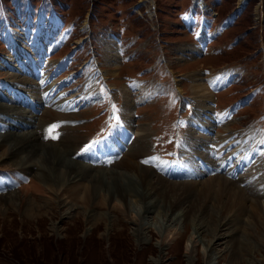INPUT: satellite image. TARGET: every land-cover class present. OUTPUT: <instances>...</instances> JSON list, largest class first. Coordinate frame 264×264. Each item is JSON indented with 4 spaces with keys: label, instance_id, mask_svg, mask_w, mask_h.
I'll return each instance as SVG.
<instances>
[{
    "label": "rangeland",
    "instance_id": "374dc122",
    "mask_svg": "<svg viewBox=\"0 0 264 264\" xmlns=\"http://www.w3.org/2000/svg\"><path fill=\"white\" fill-rule=\"evenodd\" d=\"M19 65H29L31 70L22 67L18 71L14 66ZM39 72L41 80L46 77L59 94L75 102L74 112L69 114L60 106V111L43 105L37 108V115L43 113L41 119L47 122L39 130L42 142L56 143L63 133L71 132L80 139L77 150L82 153L111 131L112 135L120 131L124 142L119 152L116 150V160L110 166L91 165L115 169L122 155L135 146L136 138L147 131V156L136 158L141 165L154 170L148 165L158 167L155 157L167 165L182 152L188 163L200 168L198 177L177 180L154 172L177 183L223 175L264 204L260 176L245 187L240 185L244 175L237 180L246 168L245 174L264 172V0H242L241 4L239 0H0V84L10 88V84H22L16 81L22 77L27 83L21 91L39 99ZM218 80L224 82L219 85ZM32 81L36 93L29 90ZM196 82L204 84L203 96L194 95L192 85ZM84 91L96 96L85 101ZM126 97L131 101L128 113ZM12 99L4 103H15ZM209 107L210 116L226 115L229 122L209 124L208 120L205 127L202 120L206 116L199 114L201 119L195 120L196 110ZM60 118L69 130L64 125L58 128ZM121 120L129 126L130 135L123 132ZM40 122L37 118L35 125ZM49 124L51 138L45 137ZM190 132L191 136L206 137L202 140L209 143L212 154L231 152L230 164L241 159L248 166L231 178L217 168L213 169L219 172H204L196 156L205 146L199 141V147L194 145ZM222 136L225 138L218 140ZM250 139L255 148L247 155L239 147L242 140ZM75 153L71 150L72 159H76ZM149 156L152 159L146 160ZM104 158L102 152L100 159ZM78 160H83L80 155ZM21 172L8 175L1 171L14 181L11 191L28 196L29 201L0 202V264H264V218L258 211L253 214L259 217L254 216L249 205H243L244 212L225 213L233 216L236 228L230 236L222 229L225 237L215 241L216 251L207 256L209 231L195 237L189 222L157 215L160 208L141 218L142 209L134 202L124 214L115 201V207L109 209L111 224L99 217L93 228L87 229L83 215L66 217L65 208L55 201L46 204L51 193L24 189L32 174ZM102 208L100 204L94 207L97 213L103 212ZM136 222L145 228V241L135 234ZM213 224L211 228L216 229ZM192 239L196 242L188 257L186 246ZM231 251L236 256L232 257Z\"/></svg>",
    "mask_w": 264,
    "mask_h": 264
},
{
    "label": "bare ground",
    "instance_id": "6f19581e",
    "mask_svg": "<svg viewBox=\"0 0 264 264\" xmlns=\"http://www.w3.org/2000/svg\"><path fill=\"white\" fill-rule=\"evenodd\" d=\"M239 2L241 4L242 0H239ZM19 66L20 68L17 66H14V68L18 71H21L22 67H25L26 69L31 68L29 65ZM37 75L39 78V80H36L40 90L39 95H37L39 99L35 98L36 96L34 93L31 95L35 97L31 96V98L27 96L26 93L21 91L23 90L22 84H25V82L27 83V81L22 77H18L16 79V81H19L22 84L13 83L10 84V88L7 86L5 87L4 85L6 84L4 83L0 84V90L5 91H0V131L6 129L4 133L0 132V168H2V170L0 169V192H6L0 195V202H3L2 204H8L10 202L14 204L17 201L19 203L21 202L25 204L29 201L28 196H21L15 191H11L9 186H12L14 181L9 176L7 180V176L1 175V171L7 172L8 175H13L15 172H21L20 169L27 168L28 170L26 169L21 173L25 175L31 173L32 179L30 184L24 189H36V192H43L45 190L51 193L52 199L46 200L45 203L50 204L51 202L55 201L59 208H65V214L63 216L66 217H73L74 214H78V216L83 215L89 224L87 229H89L90 226L93 228V226L96 224L95 219L99 217L105 218L107 222L111 224L113 217L111 218L109 212L115 207V201H118L117 204L119 203L122 205L123 208H121L124 214H127L128 212V204L134 202L135 204H139L142 209L143 214H141V218L145 217L147 213L160 208L157 210V215L164 213L165 216L167 214L170 215L169 220H180L182 223L189 222L196 234L195 237H199L204 231H209L211 234V239L206 243L207 251L205 252L207 256H210L216 251V248L214 247L215 241L218 238L225 237V233H221L222 229H227L226 233L228 236H230L233 229L236 228V226L233 225V216L231 218V216L225 215L226 212L228 213L231 210L235 211L236 209L242 211L243 205L246 208H248L247 205H249V208L251 207L250 212L252 214L253 212L256 213L258 211L261 213L259 216L264 218V204H262L258 199L256 200L248 196L246 192H244L239 186L235 185L229 178L224 177L223 175L209 177L203 182L190 180L177 183L175 181H169L154 172V170H156L158 173L167 177L168 175L177 176V180L187 178L194 179L198 177V172L191 170V168L195 170V167L187 162V157L182 152L177 155L179 158L178 160H180L182 165L186 169H189L190 172L184 170L183 168L176 169L175 166H173L172 169L167 168L168 166L163 167L162 162L158 161L157 157H155L157 161L154 160V162L159 163L158 167L154 165L152 166L150 164L148 165L153 167L154 170L138 163L136 161L138 156H147V131L143 133V135L136 138L134 144H132V146L135 145L134 147L127 151L125 150L126 152L124 151L125 153L122 155L123 158L121 161L116 163L115 169H103L101 167L100 169H95L93 166H91L94 165L93 161L88 162L78 160L77 154H81L77 150V147L81 143L80 139H78L76 135H72L71 132L63 133V138L56 143L45 141L42 142L43 139L41 138L44 136L40 134L39 130L42 129L43 126L47 124V122H44L41 119L42 115H44L43 113L40 114V116L37 115L39 109H35V111L33 109L34 105L35 107L37 106V108L43 105L44 109L54 107L58 110L60 106L62 107V109H60L62 112L69 114L74 112L75 102L73 98L68 99L63 96V94H59V92L55 89H58V87H54L53 83H50L46 77L41 80V72H39ZM220 82L223 83L224 81L218 80L216 83L220 85ZM1 86L4 88L2 89ZM192 86L194 95L203 96V94H201V91L204 89V84L202 82H196ZM29 90L33 92L38 90L35 81L30 83ZM24 95L27 99L24 97ZM95 96L96 93L93 95H88L87 91H84L82 99L84 98L86 101L88 98H93ZM204 97H207V95ZM10 99H12L13 102L16 100V102L11 105L4 103V100ZM127 99L128 98L126 97V103H124V105H126L124 108L128 113V110L131 109V101ZM199 99L202 100L203 98L200 97ZM69 100H73V104L71 103L72 101L70 102ZM81 104L82 103L79 105ZM64 105L67 106V109L64 108ZM204 108L207 107L205 106ZM201 111L198 112L196 110L194 113L196 114L195 120L198 118L201 119L199 114L206 116L205 120H202L205 122L202 125L207 124L208 120L209 124L211 122H229L226 120V115L214 117L212 115L210 116L208 114L210 107L205 110L201 109ZM126 117L128 122H130V118L128 119L127 115ZM209 117H212L214 120L210 119ZM37 118H40L41 122L35 125ZM11 120L15 122H12ZM62 120L65 119L60 118L58 120V128L64 125L63 128L69 130V128H67L65 125L66 121ZM52 122L53 121L49 123ZM67 123L69 124V119H67ZM120 123L123 128L126 127L127 134L130 135L131 130L125 120H121ZM46 131L47 134H45ZM46 131L42 133L45 134V137L51 138L50 124ZM112 134L113 131H111V134L108 133L104 137H101V140L95 141L89 148V150L93 152L94 155L99 157L95 160V162H100L103 165L108 164L107 166H110L113 160H116L118 154L116 150L119 152V150L122 148L121 143L124 142V137L120 136V131L118 134L117 130H115L114 135ZM191 134L192 132H190L189 135L192 139H194V145L197 144V147H199L200 145L198 143H200L203 144L202 146H205L203 153L199 156H196L197 161L201 163L202 161H205L209 164H213L214 168H217L219 163V160L216 159V156L217 158L222 159V163L224 160L230 161L233 153L230 152L223 154L222 152L214 151V154H212V149L210 150L209 143H204L202 140L206 139V137H203L202 135L191 136ZM223 138L225 137H219L218 140H222ZM246 141L247 140H242L239 148L241 150H245L248 155L255 147L254 144L252 146L253 142L251 139L249 142ZM129 142L130 141H128V144ZM101 147L103 148L104 152L101 150ZM128 147L129 145H127V148ZM71 150L76 151L74 154V158L76 159H72L70 157ZM102 152L105 155L104 159H100ZM124 158L128 159L124 160ZM150 159H152V156H149L146 160ZM239 164L241 168L246 166L243 160L241 162V159ZM200 165L204 166L203 163ZM213 167L210 168L213 169ZM255 167L254 169H256ZM215 170L212 171V173L219 172ZM245 170L237 178V180H240V177L244 175L243 180L240 183L242 187H245L246 184L251 181V179L256 180L259 176L261 177L262 181H258V184L264 183L263 171L258 173L257 171L260 170H257L253 171V174L252 172L250 174H245L247 173ZM255 174L257 175L256 177L254 176ZM225 175L230 177L231 173L227 171L225 172ZM16 179H18V177H16ZM195 195L196 197L194 200L190 199V196ZM79 201L80 205H78ZM19 203H17V205ZM99 204L103 207L102 209H104V211L97 213L95 212L94 207ZM205 210H207L208 213L205 212ZM254 216L259 217L257 215ZM91 220H94L92 224L89 223ZM136 223L137 227L134 228L136 232L135 234L139 240L145 241L147 239L145 228L139 222ZM213 223H216V229L211 228L215 225ZM190 241L191 242L186 246V255L188 257L194 249L196 240L192 239ZM164 244L166 243L164 242ZM228 249L229 247H227L226 252ZM231 254L233 255L232 257L236 256L235 253L233 254V251H231Z\"/></svg>",
    "mask_w": 264,
    "mask_h": 264
},
{
    "label": "snow or ice",
    "instance_id": "6c2138e0",
    "mask_svg": "<svg viewBox=\"0 0 264 264\" xmlns=\"http://www.w3.org/2000/svg\"><path fill=\"white\" fill-rule=\"evenodd\" d=\"M87 147H90V145L89 146H87ZM145 163H147V161H144Z\"/></svg>",
    "mask_w": 264,
    "mask_h": 264
}]
</instances>
